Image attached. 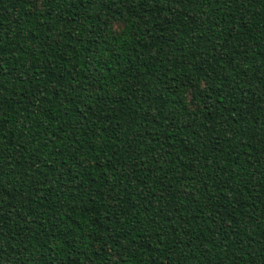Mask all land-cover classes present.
Segmentation results:
<instances>
[{
  "label": "trees",
  "instance_id": "1",
  "mask_svg": "<svg viewBox=\"0 0 264 264\" xmlns=\"http://www.w3.org/2000/svg\"><path fill=\"white\" fill-rule=\"evenodd\" d=\"M0 264H264V0H0Z\"/></svg>",
  "mask_w": 264,
  "mask_h": 264
}]
</instances>
